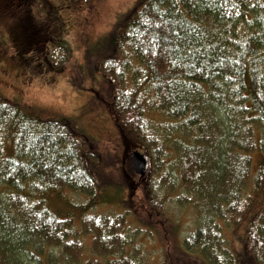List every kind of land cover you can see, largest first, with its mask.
<instances>
[{
    "label": "trees",
    "instance_id": "16d2710c",
    "mask_svg": "<svg viewBox=\"0 0 264 264\" xmlns=\"http://www.w3.org/2000/svg\"><path fill=\"white\" fill-rule=\"evenodd\" d=\"M110 28L89 53L147 174L127 158L110 196L74 119L0 97V264H264V0H137Z\"/></svg>",
    "mask_w": 264,
    "mask_h": 264
},
{
    "label": "rangeland",
    "instance_id": "374dc122",
    "mask_svg": "<svg viewBox=\"0 0 264 264\" xmlns=\"http://www.w3.org/2000/svg\"><path fill=\"white\" fill-rule=\"evenodd\" d=\"M136 1L34 0L28 5L21 1L18 7L24 10L17 17L10 16L6 0H0V97L19 103L42 118L59 115L74 118L85 135L91 137L88 153L94 152L105 160L96 165L97 180L107 186L110 196H113L111 186L121 190L124 199H129L130 193L119 181L120 177H116L115 166H124L130 153L139 148L133 147L129 138L122 137L116 128L106 98L107 80L96 73L97 62L89 51ZM51 10L56 13L55 21H61L63 26L60 36L47 32L46 38L39 35L34 38L32 28L45 21V15L49 18ZM26 26L27 33L23 32L20 39L12 38L11 27L12 34L17 28V34ZM47 39L44 45L43 40ZM22 40L36 45V50L16 53L14 50L17 45L21 48ZM139 198L142 191L135 192L131 203L137 204Z\"/></svg>",
    "mask_w": 264,
    "mask_h": 264
},
{
    "label": "water",
    "instance_id": "95a60500",
    "mask_svg": "<svg viewBox=\"0 0 264 264\" xmlns=\"http://www.w3.org/2000/svg\"><path fill=\"white\" fill-rule=\"evenodd\" d=\"M130 162L132 164L134 174L138 175L140 178H143L148 167L147 157L140 154L138 151H133L131 153Z\"/></svg>",
    "mask_w": 264,
    "mask_h": 264
},
{
    "label": "flooded vegetation",
    "instance_id": "af4514ba",
    "mask_svg": "<svg viewBox=\"0 0 264 264\" xmlns=\"http://www.w3.org/2000/svg\"><path fill=\"white\" fill-rule=\"evenodd\" d=\"M57 31H61V26H57L55 27ZM35 32H38L36 29H35Z\"/></svg>",
    "mask_w": 264,
    "mask_h": 264
}]
</instances>
